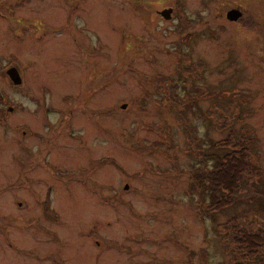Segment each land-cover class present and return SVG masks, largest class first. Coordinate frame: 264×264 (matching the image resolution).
<instances>
[{
    "label": "rangeland",
    "instance_id": "obj_1",
    "mask_svg": "<svg viewBox=\"0 0 264 264\" xmlns=\"http://www.w3.org/2000/svg\"><path fill=\"white\" fill-rule=\"evenodd\" d=\"M0 96V264L252 262L188 172L247 132L264 179V0H0Z\"/></svg>",
    "mask_w": 264,
    "mask_h": 264
},
{
    "label": "trees",
    "instance_id": "obj_2",
    "mask_svg": "<svg viewBox=\"0 0 264 264\" xmlns=\"http://www.w3.org/2000/svg\"><path fill=\"white\" fill-rule=\"evenodd\" d=\"M162 79L163 77L159 75L153 78L154 82ZM172 95H174L173 99H177L175 94ZM231 105L236 106V104L229 102H216L202 114V117L210 119L216 110L218 112L220 110L226 111L227 107ZM190 131L196 144L201 148L197 136L194 135V129H190ZM249 141H252V138L247 132L232 133L225 141H219V144L216 145L227 146L231 151L222 155L216 152L207 154V157L210 155L213 157V161L210 160V157L204 160L203 155L204 161H202L204 163L202 166L195 167L188 174L192 178L191 189L202 197V202L206 203L205 198L209 197L206 212L212 211V208L216 210V208L221 209L242 202V199L246 198H251L261 204L259 208L252 211H242L233 216L230 222L220 225L230 232L227 237L228 242H233L234 248L240 251L243 256L247 254L248 257L252 258L249 260L252 261L250 264H255L261 263L264 256L261 255L264 251V225L256 226L257 219H254L260 215L264 220V203L261 200V197L264 199V179L261 176L262 171L257 164L254 149L248 144ZM253 178H256L258 185H253ZM45 208L49 210V204H46Z\"/></svg>",
    "mask_w": 264,
    "mask_h": 264
},
{
    "label": "flooded vegetation",
    "instance_id": "obj_3",
    "mask_svg": "<svg viewBox=\"0 0 264 264\" xmlns=\"http://www.w3.org/2000/svg\"><path fill=\"white\" fill-rule=\"evenodd\" d=\"M132 4V6H135L136 7V5H137V3H131ZM179 7V3H177L176 4V2H175V4L173 5V6H170V8H171V12H170V17L173 15V13H174V11H176L177 10V8ZM231 10H236L237 12H238V14H239V16H238V18L236 19V21L235 22H242L243 21V19H244V17H245V13H246V11H245V8H243L242 7V5H239L238 7H233V8H231L230 10H229V12L231 11ZM230 20V19H229ZM204 88V87H203ZM261 264H264V257L261 259Z\"/></svg>",
    "mask_w": 264,
    "mask_h": 264
},
{
    "label": "water",
    "instance_id": "obj_4",
    "mask_svg": "<svg viewBox=\"0 0 264 264\" xmlns=\"http://www.w3.org/2000/svg\"><path fill=\"white\" fill-rule=\"evenodd\" d=\"M172 10H165V11H163L162 12V14L165 16V17H169L170 16V12H171ZM228 18L229 19H231V20H236L237 18H238V16H239V14H238V12L236 11V10H231L229 13H228ZM9 73H10V76H11V78L15 81V82H17V78L15 77L14 78V76L16 75V73H15V69H11L10 71H9ZM17 76V75H16Z\"/></svg>",
    "mask_w": 264,
    "mask_h": 264
}]
</instances>
